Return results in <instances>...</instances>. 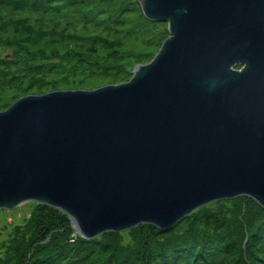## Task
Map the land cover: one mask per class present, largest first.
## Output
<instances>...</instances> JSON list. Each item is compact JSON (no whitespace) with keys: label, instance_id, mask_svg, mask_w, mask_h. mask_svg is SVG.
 Returning a JSON list of instances; mask_svg holds the SVG:
<instances>
[{"label":"water","instance_id":"obj_1","mask_svg":"<svg viewBox=\"0 0 264 264\" xmlns=\"http://www.w3.org/2000/svg\"><path fill=\"white\" fill-rule=\"evenodd\" d=\"M139 1L169 36L129 80L0 111V209L51 206L87 239L241 196L264 209V0Z\"/></svg>","mask_w":264,"mask_h":264},{"label":"trees","instance_id":"obj_2","mask_svg":"<svg viewBox=\"0 0 264 264\" xmlns=\"http://www.w3.org/2000/svg\"><path fill=\"white\" fill-rule=\"evenodd\" d=\"M94 3L97 11H111L114 24L133 10L143 21L165 23L147 19L139 0H0L5 8L56 15ZM82 18L90 21L86 14ZM55 22V28L40 30L29 18L0 16V111L21 95L16 92L25 94L29 87L82 88L92 77L109 75L117 83L127 81L134 67L149 58L116 49L101 58L95 45L116 48L120 41L84 38L69 33L60 19ZM163 33L160 45L168 28ZM65 39L78 48L59 47ZM10 235L0 247V264H264V209L245 196L205 205L167 230L142 224L92 239L82 237L64 212L34 202L30 216Z\"/></svg>","mask_w":264,"mask_h":264},{"label":"rangeland","instance_id":"obj_3","mask_svg":"<svg viewBox=\"0 0 264 264\" xmlns=\"http://www.w3.org/2000/svg\"><path fill=\"white\" fill-rule=\"evenodd\" d=\"M96 5L97 4L94 3L89 7L80 10H65L62 15L47 14L42 13L41 11L36 12L32 9L20 11L14 10L9 7L5 8L0 6V16L5 18H29L30 23L34 25L36 29L40 28V30L42 28L44 30L55 28L56 25H58L55 20L60 19V25L65 24L64 26H69V33L76 32L79 36L91 40L96 38L97 40L111 39L120 41V45L116 48H112L110 47V45H106L104 43L95 45L94 48L97 51V55L101 58H104L108 54H111L110 52L115 49L121 53H141L147 55L149 58H146L144 63L149 62L154 58L161 47L159 42L161 41V37L165 35V33L163 32L166 28H168V25L166 23H158L154 25L146 22L145 20L143 21L139 16L141 13L139 11L133 10L127 12V14L123 18L124 22L114 24L113 22H111V19L109 17L111 11H97L98 6ZM106 7L108 9H111L110 6ZM85 14L86 16H88V18H90V21L85 22V18H82V15ZM51 19H54V21H51ZM139 24L141 26H139ZM40 25L42 26L40 27ZM56 29L60 30V28ZM168 36L169 34H167L166 38ZM163 41L164 40H162V43ZM65 45L78 48V43L71 42L69 39H65L64 42H60L59 47H64ZM86 46L90 47L89 44H87ZM131 77L132 76H130V78ZM116 81L117 79H115L111 75L105 77H92L86 80L85 84H82V88L113 83ZM70 86L72 87V85ZM52 88L53 87L51 85L42 86L40 89H37L36 87H29L25 94L23 92H16V94H21L17 99L27 95H41L55 90H60H51ZM78 88L81 87L74 86V88L71 89ZM10 100L11 99H9V102ZM15 102L16 100H14L12 104H14ZM12 104H10V106ZM33 208L34 202L27 201L14 209H0V247L4 244H7V241L11 238L10 233H12L15 226L22 224L25 219L30 216Z\"/></svg>","mask_w":264,"mask_h":264},{"label":"flooded vegetation","instance_id":"obj_4","mask_svg":"<svg viewBox=\"0 0 264 264\" xmlns=\"http://www.w3.org/2000/svg\"><path fill=\"white\" fill-rule=\"evenodd\" d=\"M237 68H241V66L237 67Z\"/></svg>","mask_w":264,"mask_h":264}]
</instances>
